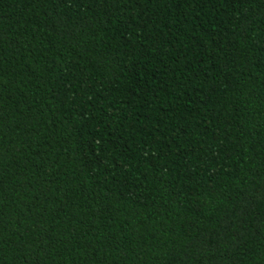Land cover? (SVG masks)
Instances as JSON below:
<instances>
[{
	"label": "trees",
	"instance_id": "obj_1",
	"mask_svg": "<svg viewBox=\"0 0 264 264\" xmlns=\"http://www.w3.org/2000/svg\"><path fill=\"white\" fill-rule=\"evenodd\" d=\"M0 264H264V0H0Z\"/></svg>",
	"mask_w": 264,
	"mask_h": 264
}]
</instances>
